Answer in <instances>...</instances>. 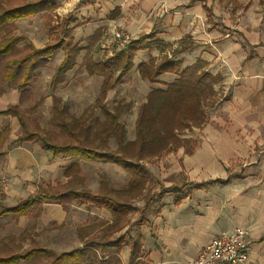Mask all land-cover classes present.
<instances>
[{
    "label": "crops",
    "instance_id": "0c3cea01",
    "mask_svg": "<svg viewBox=\"0 0 264 264\" xmlns=\"http://www.w3.org/2000/svg\"><path fill=\"white\" fill-rule=\"evenodd\" d=\"M133 1L52 0L56 4V8L52 12L56 16L60 15V20L63 17H69V14L73 15V18L69 19L67 27L73 28L72 35L81 50L76 56V64L68 70L65 80L61 81L57 87H52L50 81L54 69L65 58L62 47L53 51L46 65L35 72V80L33 78L26 87L32 91L30 89L32 81H37L42 77L43 69L50 66L51 70L50 62L55 57L59 61L53 65V70L49 74V85L52 88V108L54 98H59L67 106L69 114L74 115L67 103L68 100L77 98L78 100L81 99V104L84 105L77 114L83 113L90 104H94L97 100L104 79L102 75L90 74L86 70L83 62L92 55L91 53L86 55V53L88 50L92 52L99 42L102 51L106 50L112 55L103 58L107 60L113 57L118 50L127 48L128 45L125 43L113 40V34L117 28L127 32L131 38H138L135 34L138 36L151 32L155 34L154 39H148V41H152V44L134 53V65L131 70L113 88L108 90L105 97L107 104L108 101L115 102L114 100L121 98H125V102H130L134 95L130 97L122 90L123 86L129 82L134 81L145 88H140V94H136L142 104L147 101V95L151 89L165 88L166 82H171L176 78L178 74L172 72L162 73L153 82L148 78H143L138 65L141 62H146L152 55L159 59L165 56L180 59L182 67L189 66L198 59L203 60L204 67L208 71L214 75H221L219 82L215 84V89L219 91L220 85L224 84L228 88V93L226 97L218 99L213 106H208L214 107L222 99L219 107L210 111L211 115L209 112L207 113L205 123L208 126L203 132L204 134L198 137L200 139L198 144L189 147L188 143L191 139L186 138L187 141L180 145L185 146L186 153H188L184 166L190 169L195 167L196 169H203L204 166H207L204 169L209 167L223 168L224 170L241 167L244 168L243 173L238 177L228 173V175L223 176V178H228V181L223 184L207 180L206 182L209 183L204 187L195 186L192 188L190 183L193 181H189L186 183L189 185V192L183 196H179L180 191L175 190L177 186L168 188L164 196L161 195V200L158 203L160 210L158 212L154 210V213L157 214L155 213L151 217V215H146L143 212L149 208L153 198L147 203V207L143 210H137L140 217L137 221H132L134 222L132 226L139 227L137 234L131 232L132 226L129 223L132 213L137 211L130 212L122 230L115 231L109 227L115 216L110 209L104 208L112 216L102 225L103 233L106 232V236H110L112 239L125 235L124 247L119 254L124 264H130L132 237H140L141 239L142 245L138 257L141 260L140 264H186V261L195 257L198 249L208 243L214 235L244 226L249 231L250 256L247 261L241 262V264H264V0H217L214 5L215 17L213 20L215 23L213 25L204 17L205 9L208 12L212 11L211 2L203 1L202 5L200 1L191 3L190 0H182L180 7L173 8L169 0H140L135 5L131 3ZM97 4L100 8V17L99 12H97ZM117 10H119V14L114 15ZM221 14L223 16H220ZM46 15L44 10V12L36 15L19 19L17 26L21 21L30 18L44 19ZM104 15H108L109 18L107 30L99 24L92 27L91 19L94 21L93 23H96ZM83 17L89 21L88 28L85 29L82 27L84 26L82 25ZM41 29V36L44 39H37L34 36L29 38L28 43L32 42L39 48L45 45L50 36L45 21ZM94 35L97 37L90 43L87 42L88 36ZM81 37H84V41L87 42L85 47L78 42ZM27 39L28 36H26ZM83 50H85V54H82ZM48 64L49 66H47ZM84 75H87L90 80L92 78L93 86L91 88L93 89L90 90L96 93L94 101L90 104L88 103L87 86L82 83L83 81H80ZM147 80L150 81L149 84L143 82ZM7 94H11L8 99ZM21 95L22 90L10 88L0 98L3 97L2 101H12L11 98L13 97V101L18 103ZM32 95L33 92H30L29 98H25V100L31 99ZM216 110L223 111L224 118L220 120L221 123L219 124L214 122ZM10 142L5 144V151L1 160L4 159V162H9V165H4V168L6 166L10 169L11 164L19 165L20 172L18 173L19 177L16 178L17 183L29 178L30 176L24 171L27 170L29 164L39 161L38 159L31 160L30 156L24 158L19 156L14 157L15 160L12 158L8 160V156H11L10 151L17 144L23 142L24 144L38 145L40 149L50 153L52 157L65 156L62 154L54 155L51 150H46L40 141H19L7 148ZM26 150L31 152L28 148ZM65 157L68 158L69 165L71 163L70 158L69 156ZM86 161L88 160L82 159L81 166ZM23 165H27V167ZM67 166H65L63 173ZM43 168L44 165L39 164L38 170L34 171L32 178L49 176L50 172H44ZM0 170L2 171V169ZM216 178H212V180ZM144 193L148 194L146 190ZM154 196H156L155 193ZM137 198L144 199L143 196ZM137 198L133 197L131 200L134 206L140 207L135 205ZM50 201L57 202L55 199ZM144 201L145 204L140 208L146 205V200L144 199ZM49 202L44 204V209L46 205L50 204ZM74 203L79 202L72 201L68 208L72 207ZM81 203L99 207L95 204ZM59 204L64 208L61 203ZM142 215L146 216L147 219H142ZM143 225L150 231L152 230L151 234L143 231ZM89 226L90 223H85L79 226V232L76 230L80 241V247L77 248H81L86 239L95 240L103 236L101 234L93 237L94 231L83 232V235L80 236V230L87 229ZM150 235L152 238L148 240ZM144 252L147 253V256L142 255ZM146 257L148 258L147 262H143Z\"/></svg>",
    "mask_w": 264,
    "mask_h": 264
},
{
    "label": "trees",
    "instance_id": "16d2710c",
    "mask_svg": "<svg viewBox=\"0 0 264 264\" xmlns=\"http://www.w3.org/2000/svg\"><path fill=\"white\" fill-rule=\"evenodd\" d=\"M54 8H56V4L52 0H29L14 4V6L7 5L0 9V31L8 28L11 31L0 44V64L2 62L6 64L4 73L11 83L10 87L22 90L20 101L29 98L30 92L26 86L33 78L35 79V72L46 65L54 50L62 47L65 58L54 69L50 81L52 87H57L61 81L65 80L68 70L76 64V56L81 47L72 35L73 28L67 27L70 18L65 17L63 21L60 20L59 15L55 16L51 13ZM44 10L47 13L45 26L49 29L50 34L48 40L41 48L29 42L21 50L19 42L26 39V36L16 34L17 21L44 12ZM96 37L97 35L88 36L87 42L90 43ZM152 37L153 32L139 35L138 38L132 40L127 48L118 50L113 57L107 60L95 59L92 56L84 60L83 64L90 74L103 76L102 88L96 98V103L87 108L80 117H72L71 120L65 119V116L70 115L68 108L61 104L59 98H54L53 123L64 133H67L66 137L62 139H53L39 128H35L33 131L25 129L28 127V123L23 115L25 110L20 107L19 103L0 111V114L19 116L21 124L26 126L22 130L23 133L12 140L7 148L12 147L19 141L36 140L40 141L46 150H51L54 155L64 154L72 158L71 163L65 169L66 175L69 176L68 182H65L63 186L49 184L35 194L21 199L15 205L4 206L0 204V217L8 213L14 216L39 215L44 209V204L52 199L61 203L64 208H68L72 201L86 202L110 209L115 219L109 227L118 231L122 230L130 212L143 210L147 207V203L151 199L148 194L144 193V190L147 188L151 172L145 160L150 156L168 150V148H178L187 141L186 138L180 137L181 132L193 128V126H201L207 121L205 106H213L218 101V91L215 89V84L221 78V75H214L208 71L201 59L189 66L182 67L180 59L168 56L159 59L156 56H150L146 62H141L138 65L143 78H148L153 82L164 72L177 73L178 75L173 81L166 82L165 88L150 90L147 101L140 105L138 111L135 139L121 140L117 149L99 150L93 140L94 138L86 137L85 132L88 130V126H85L83 120L89 119L94 107L99 106L104 110V114H111L112 116L110 123L113 124L106 125L105 123L102 127L104 130L106 128L109 129V132L118 131L120 128L124 130L122 123L119 122V114H112L109 107L106 106L105 97L108 90L113 88L131 70L134 65V53L152 44L151 40L148 41ZM27 48L30 52L26 53L24 50ZM16 54H21V56L17 57ZM1 71L2 68H0ZM1 84L0 79V96L5 92ZM107 120L109 121L110 118H106ZM9 129V125H4L0 131V146L2 148L9 138ZM82 159L108 161L120 167L122 166L131 173L129 186L116 191L115 194L106 189L104 181H102L101 190L98 192L86 187L81 189L71 187L69 183H72V180L76 177L73 174L80 171ZM226 181H228V178L209 180V182L220 184ZM209 182L205 181L199 184L194 182L190 183V186L192 188L195 186L204 187ZM180 188L177 187L175 190L180 191ZM133 196H143L146 205L143 208L134 206L131 200ZM142 219L147 218L142 215ZM81 235H83L82 230H80ZM124 242L125 235H120L116 239L104 235L95 240H84L81 248L62 252L38 243L23 251L11 250L4 252V249L1 248L3 251L0 252V264H19L25 260L31 264H124L119 256L124 247ZM141 245L140 237L131 238L130 264H140L141 260L138 257L140 256ZM38 260H41L42 263H39Z\"/></svg>",
    "mask_w": 264,
    "mask_h": 264
},
{
    "label": "rangeland",
    "instance_id": "374dc122",
    "mask_svg": "<svg viewBox=\"0 0 264 264\" xmlns=\"http://www.w3.org/2000/svg\"><path fill=\"white\" fill-rule=\"evenodd\" d=\"M29 0H0V9L5 6H14V4H20L23 2H27ZM87 1V0H82ZM140 0H134V5L136 3H139ZM182 0H169L171 6L173 8L180 7ZM197 1H200L203 5V1H207V3L211 2V9L212 11L208 12L205 9V18L209 23L212 25L215 23L213 20V17H215V8L214 5L217 3V0H190L191 3H196ZM216 1V2H215ZM220 1V0H219ZM141 7V6H139ZM136 7V8H139ZM203 8V7H202ZM99 6L97 4V12H99ZM204 9V8H203ZM219 10V9H218ZM217 10V11H218ZM53 11V10H52ZM119 10L116 11V14H119ZM52 14H54L52 12ZM56 16V14H54ZM73 15L69 14V18L72 19ZM220 16H223L221 14ZM100 17V12H99ZM58 18H61L59 15ZM65 17L62 18V20ZM217 18V17H216ZM108 15L102 16V18H99L96 23H93L94 21L91 19V25L92 27L96 24H99V26L104 27L105 30H107L109 21H108ZM44 19L41 18H30L29 20H24L19 23V26L15 28L16 34L21 33L25 36H28V39H24L19 42V47L21 50L28 45L29 38L36 37L37 39L43 40L41 36V26ZM86 17H83L82 26L83 29L88 28V20ZM39 27V28H38ZM40 29V30H39ZM7 31V33H6ZM9 31V32H8ZM11 31L8 29H1L0 31V44L3 41L4 38L8 37V34H10ZM127 33V32H126ZM128 34V33H127ZM155 34V33H154ZM153 34V39H154ZM129 35V34H128ZM138 37V34H135ZM115 33L113 34V40L115 42L120 41L116 40L114 37ZM130 36V35H129ZM136 38H131L130 40H134ZM78 42L82 44L84 47L87 42L84 41V37H81L78 39ZM121 42V41H120ZM130 42V43H131ZM129 43V44H130ZM126 44V45H129ZM24 52H30V50L27 48L24 50ZM23 52V53H24ZM86 55L91 53L93 58L97 59H103L104 57L112 56L110 53H107L106 50L102 51L101 46L99 45V42L96 44L95 48L92 50L87 51ZM82 54H85V50L82 51ZM60 55V54H59ZM85 55V58L87 57ZM94 55V56H93ZM15 56L20 57L21 54H16ZM12 58V57H11ZM9 59V58H7ZM59 59V58H58ZM59 60L57 58H53V60L50 62V65H52L51 70L49 64L46 69L42 70V77H40L37 81H32V84L30 85L29 92H33L32 98L28 100H22L19 101L20 107H22L25 110V113L23 114L25 116V119L28 123V127L23 126L21 124V118L15 115L11 114H0V130L4 127V125H9V141H6V145L14 138H17V136L22 132L24 127L25 129L32 130L35 128H39L40 130H43L47 135H49L53 139H62L66 137L67 133H64L63 130H61L58 126L54 125V115H53V108H52V88L49 85V74L53 70V65H55ZM5 62H2L0 64V68H2V71L0 72V79L2 81L1 87L6 91L9 90L11 83L8 81L6 74L4 73V67ZM86 76V77H84ZM82 79L80 78V81H83L82 83L87 86V97L89 98L88 103L93 102L95 99L96 93L91 91L90 89L93 86L92 78L90 80L87 75H84ZM6 79H5V78ZM97 79V78H95ZM35 80V79H34ZM146 84H149L150 81H143ZM100 88V85H99ZM145 89L143 86L136 82H129L125 84L122 88L124 93L130 97L134 95V98H131L130 102H125V98H121L119 100L108 101V104L106 103V106L109 107L112 114L118 113L119 114V122H121L122 127L124 130L120 128L118 131H110L109 129L102 128L105 123H110L112 120V116L104 114L103 109H101L99 106H95L93 111L90 113L89 119L83 120L85 122V126H88V130H86L85 135L87 138L93 139L94 142L97 144V148L99 150H106V149H117L121 143V140H131L135 138L136 134V118L138 116V108L141 104L140 99L136 97V94L139 93V89ZM140 89V90H141ZM218 99L221 97H226L228 93V88L224 86V84L220 85L218 88ZM140 94V93H139ZM11 94H7V99L9 98ZM5 97V96H4ZM3 98V97H2ZM0 98V111L18 104L16 101H13L14 98L12 97V101L3 100ZM81 100V99H80ZM77 98L76 99H70L68 100V106L72 109V113L74 115L77 114L78 111L82 108L83 103L81 104L82 100L80 101ZM222 100V99H221ZM221 100L214 106V107H208L209 105L205 106V110H207V113L210 111H214L219 107V104H221ZM61 101V100H60ZM80 101V102H79ZM96 103V101H95ZM62 105H65L63 101H61ZM93 105L90 104V106ZM66 106V105H65ZM88 106V108L90 107ZM67 107V106H66ZM214 108V109H213ZM65 116V119L71 120L72 117H80L81 114H77L76 116ZM214 122L217 124L221 123V119L224 118L223 111L222 110H216L214 112ZM106 118H110V120L106 121ZM83 122V127H84ZM208 125L206 123L202 126L198 127H191L190 129H185V131L180 135V137H185L188 139H191L188 143L189 147H192L193 145H197L199 140L198 137L200 135H203L206 131ZM104 130V131H103ZM27 131V130H26ZM29 131V132H30ZM89 139V140H90ZM70 140V139H68ZM187 140V139H186ZM7 147V146H6ZM24 147H27L31 152L26 150ZM187 147V148H189ZM0 148H2L0 146ZM169 151L164 150V152L150 156V158L145 160V163L149 170H151V178L147 183V188L145 189L148 193V196L150 199H152V202H150V206L148 209L144 210V214L151 215V217L158 212L159 209V202L161 195L164 196V194L167 192L168 188L172 187H181L179 196H183V194L189 192V185L186 184L189 181H193L192 183L199 184L202 181H207L212 178L221 177L228 175H237L240 176L243 173V169L241 167H238L237 169L230 168L229 170H224L223 168H207V166H204L203 169H190L185 167V158L188 156V153H186V147L180 146L176 149H169ZM5 151V145L2 149H0V204L4 206H11L15 205L16 203L20 202L21 199H24L28 197L29 195H32L36 193L38 190L47 187L49 184H53L54 186H63L65 182H68L69 176L64 174V168L68 165L69 160L66 158L65 155L63 157H52L50 153L45 152L44 150L40 149L38 145H29L24 144L23 142L16 145V147L10 151L11 156H8V160L14 157H29L31 160L38 159V162H34L28 165H23L24 167H27V170L24 171L26 174H28L30 177L27 178L25 181H20L19 183L16 182V178L19 177L18 173L20 172L19 165L17 164H11L10 169L4 165H9V162L5 161L4 159L1 160V157L4 155ZM21 154V155H20ZM64 155V154H63ZM193 155V154H192ZM15 158V159H16ZM70 158V157H69ZM13 159V160H15ZM72 158H70V161ZM39 164L44 165V172H50L49 176H39V178L36 176L35 178H32V175L35 170H38L37 167ZM21 168V167H20ZM80 171L78 173L73 174L76 176L72 183H69V185L78 189L81 188H90L95 192H98L101 190L102 187V181L106 184V189L113 194L116 193V191L121 190L122 188L127 187L130 179H131V173L124 170L122 167H119L115 163L110 162H104L99 160H92V161H86L82 164L80 167ZM22 170V168H21ZM203 170V171H202ZM71 175V176H73ZM215 185V184H213ZM210 186V185H209ZM212 187V186H211ZM169 192V191H168ZM154 193L156 196H154ZM158 193V195H157ZM134 198H137L139 196H133ZM50 204L45 206L44 211L41 212L39 215H21V216H14L11 213H8L7 215H4L0 217V252H8L11 250L16 251H23L26 248H29L35 243H38L40 245L54 248L58 252H62L66 249H73L80 247V241L78 240L77 233L79 232V226L85 223H90V226L86 229L84 228L83 232L88 231H94L93 237L97 235H105L106 232L103 233V224L108 220L110 215L109 211L104 210V208L101 207H93V206H87L85 203H74L72 207L70 208H62V206L54 201H50ZM145 204L144 199H139L135 201V205H139L142 207ZM171 204V202H170ZM172 205V204H171ZM1 207V205H0ZM64 209V210H63ZM1 210V209H0ZM154 210L156 211L154 213ZM157 214V213H156ZM140 217L139 211L132 213L131 218L129 220L130 226L134 224V220H138ZM153 228V227H152ZM151 228V229H152ZM131 232L133 234H137L139 227L132 226ZM78 232H77V231ZM143 231L147 234H151V231L143 225ZM154 231V228H153ZM117 235V234H116ZM152 236L148 237V240H150ZM3 248V249H1ZM143 256H147V253L144 252L142 254ZM148 258L146 257L143 259V262H147ZM39 261V260H38ZM39 263H42L40 260ZM19 264H31L29 261H23ZM37 264V263H36Z\"/></svg>",
    "mask_w": 264,
    "mask_h": 264
},
{
    "label": "built area",
    "instance_id": "2783aa9c",
    "mask_svg": "<svg viewBox=\"0 0 264 264\" xmlns=\"http://www.w3.org/2000/svg\"><path fill=\"white\" fill-rule=\"evenodd\" d=\"M114 37L125 44L131 42L130 36L119 28L116 29ZM248 234V228L244 226L220 232L201 246L195 257L188 259L186 264H241L250 256Z\"/></svg>",
    "mask_w": 264,
    "mask_h": 264
}]
</instances>
